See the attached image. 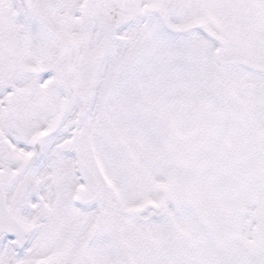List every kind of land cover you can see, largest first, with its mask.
<instances>
[{
	"label": "snow or ice",
	"instance_id": "1",
	"mask_svg": "<svg viewBox=\"0 0 264 264\" xmlns=\"http://www.w3.org/2000/svg\"><path fill=\"white\" fill-rule=\"evenodd\" d=\"M0 264H264V0H0Z\"/></svg>",
	"mask_w": 264,
	"mask_h": 264
}]
</instances>
